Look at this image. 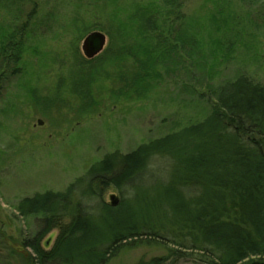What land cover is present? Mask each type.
<instances>
[{"label":"rangeland","instance_id":"rangeland-1","mask_svg":"<svg viewBox=\"0 0 264 264\" xmlns=\"http://www.w3.org/2000/svg\"><path fill=\"white\" fill-rule=\"evenodd\" d=\"M92 32L106 44L87 59ZM14 33L20 60L0 58V264H24V241L43 229L41 215H19L23 198L65 191L105 155L203 121L208 91L225 80L264 84V0H0V42ZM153 175L166 178L165 161ZM111 195L122 197L110 187L103 202ZM58 234L42 240L45 252ZM164 254L141 242L107 264Z\"/></svg>","mask_w":264,"mask_h":264},{"label":"trees","instance_id":"trees-1","mask_svg":"<svg viewBox=\"0 0 264 264\" xmlns=\"http://www.w3.org/2000/svg\"><path fill=\"white\" fill-rule=\"evenodd\" d=\"M16 36H2L5 65L20 60ZM208 92L203 121L105 155L65 191L23 198L19 215H41L43 228L24 241V264H107L141 242L165 254L136 264H264V84L240 75ZM158 159L167 167L163 181L153 175ZM110 187L122 195L116 207L102 200ZM55 229L45 252L40 243Z\"/></svg>","mask_w":264,"mask_h":264},{"label":"water","instance_id":"water-1","mask_svg":"<svg viewBox=\"0 0 264 264\" xmlns=\"http://www.w3.org/2000/svg\"><path fill=\"white\" fill-rule=\"evenodd\" d=\"M105 44L106 37L103 33L92 32L88 34L82 42V53L85 58L92 59L103 51ZM38 124L42 125L43 122L41 120H38ZM119 203L120 199L116 195H111L109 197V206L116 207L119 205Z\"/></svg>","mask_w":264,"mask_h":264}]
</instances>
